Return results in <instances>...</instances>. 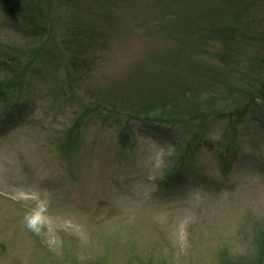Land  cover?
<instances>
[{
    "label": "rangeland",
    "instance_id": "374dc122",
    "mask_svg": "<svg viewBox=\"0 0 264 264\" xmlns=\"http://www.w3.org/2000/svg\"><path fill=\"white\" fill-rule=\"evenodd\" d=\"M0 264H264V0H0Z\"/></svg>",
    "mask_w": 264,
    "mask_h": 264
},
{
    "label": "trees",
    "instance_id": "16d2710c",
    "mask_svg": "<svg viewBox=\"0 0 264 264\" xmlns=\"http://www.w3.org/2000/svg\"><path fill=\"white\" fill-rule=\"evenodd\" d=\"M258 69H261L260 67H258ZM212 97V96H211ZM226 100V99H225ZM254 100H258L257 98H255V93L252 91V90H249L247 95L244 96V99L242 100L241 99V102L245 101V106L250 104V105H253V102ZM207 108V107H206ZM199 109V108H198ZM197 109V110H198ZM242 110V109H241ZM240 110V111H241ZM239 111V112H240ZM188 113L186 114L185 111L184 112H175V116L180 118V119H191V118H194V115H197V116H200L202 113H199L197 114V111H187ZM221 116H224V115H221Z\"/></svg>",
    "mask_w": 264,
    "mask_h": 264
},
{
    "label": "clouds",
    "instance_id": "9594fccd",
    "mask_svg": "<svg viewBox=\"0 0 264 264\" xmlns=\"http://www.w3.org/2000/svg\"><path fill=\"white\" fill-rule=\"evenodd\" d=\"M37 220H39V215H37V216L31 221V223L34 224L33 221H35V223H36Z\"/></svg>",
    "mask_w": 264,
    "mask_h": 264
},
{
    "label": "snow or ice",
    "instance_id": "6c2138e0",
    "mask_svg": "<svg viewBox=\"0 0 264 264\" xmlns=\"http://www.w3.org/2000/svg\"><path fill=\"white\" fill-rule=\"evenodd\" d=\"M33 223L35 224V221H33Z\"/></svg>",
    "mask_w": 264,
    "mask_h": 264
}]
</instances>
